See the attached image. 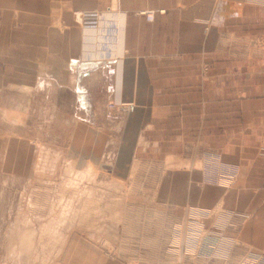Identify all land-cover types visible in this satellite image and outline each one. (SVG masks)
Masks as SVG:
<instances>
[{
  "label": "crops",
  "instance_id": "crops-1",
  "mask_svg": "<svg viewBox=\"0 0 264 264\" xmlns=\"http://www.w3.org/2000/svg\"><path fill=\"white\" fill-rule=\"evenodd\" d=\"M41 148L130 185L156 171L174 222L220 207L263 250L264 0H0V180L20 188ZM65 250L121 264L78 236Z\"/></svg>",
  "mask_w": 264,
  "mask_h": 264
},
{
  "label": "rangeland",
  "instance_id": "rangeland-1",
  "mask_svg": "<svg viewBox=\"0 0 264 264\" xmlns=\"http://www.w3.org/2000/svg\"><path fill=\"white\" fill-rule=\"evenodd\" d=\"M44 151L20 188L0 180V264H65L77 236L121 264H264V249L242 243L220 207L174 222L156 200V171L130 185L105 166Z\"/></svg>",
  "mask_w": 264,
  "mask_h": 264
},
{
  "label": "built area",
  "instance_id": "built-area-1",
  "mask_svg": "<svg viewBox=\"0 0 264 264\" xmlns=\"http://www.w3.org/2000/svg\"><path fill=\"white\" fill-rule=\"evenodd\" d=\"M159 13H164V11H159ZM143 16L147 22H152L154 18V12L152 11H143L139 13ZM101 13L100 12H82L80 16V22L83 29H93L96 28L99 24ZM126 109L129 111L133 110V106H127Z\"/></svg>",
  "mask_w": 264,
  "mask_h": 264
}]
</instances>
